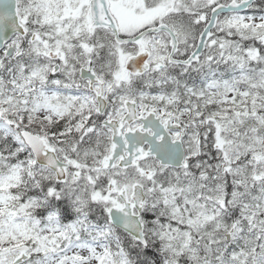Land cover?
<instances>
[{
	"label": "snow or ice",
	"instance_id": "6c2138e0",
	"mask_svg": "<svg viewBox=\"0 0 264 264\" xmlns=\"http://www.w3.org/2000/svg\"><path fill=\"white\" fill-rule=\"evenodd\" d=\"M0 264H264V0H0Z\"/></svg>",
	"mask_w": 264,
	"mask_h": 264
}]
</instances>
